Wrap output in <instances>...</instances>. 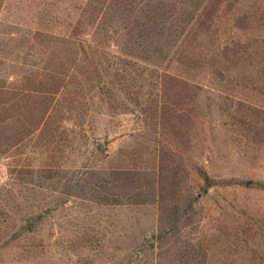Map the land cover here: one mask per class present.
Returning <instances> with one entry per match:
<instances>
[{
    "label": "rangeland",
    "instance_id": "rangeland-1",
    "mask_svg": "<svg viewBox=\"0 0 264 264\" xmlns=\"http://www.w3.org/2000/svg\"><path fill=\"white\" fill-rule=\"evenodd\" d=\"M51 1L0 0V31L35 26ZM210 7L183 102L164 105V88L144 83L131 88L139 104L110 111L95 98L80 127L65 120L73 140L55 166L3 154L0 264H264V0ZM18 41L0 32L1 70ZM37 213L35 230L17 233Z\"/></svg>",
    "mask_w": 264,
    "mask_h": 264
},
{
    "label": "trees",
    "instance_id": "trees-1",
    "mask_svg": "<svg viewBox=\"0 0 264 264\" xmlns=\"http://www.w3.org/2000/svg\"><path fill=\"white\" fill-rule=\"evenodd\" d=\"M59 1L43 6L35 26L21 21L0 31L9 40L18 35L20 48L17 55H6L11 69H0V172L8 150L18 157L13 163L25 157L22 165L29 166L30 153H42L45 165L55 166L60 141L73 140L64 121L73 119L72 126L80 127L95 98L110 111L125 110L128 101L143 99L131 88L146 83L164 88V105L181 103L185 86L200 80L194 71L206 59L199 50L217 0ZM131 58L145 65L140 68ZM94 146L96 155L104 152ZM128 179L136 181L131 172ZM43 217H26L17 233L33 232ZM184 257L191 264L193 255Z\"/></svg>",
    "mask_w": 264,
    "mask_h": 264
},
{
    "label": "water",
    "instance_id": "water-1",
    "mask_svg": "<svg viewBox=\"0 0 264 264\" xmlns=\"http://www.w3.org/2000/svg\"><path fill=\"white\" fill-rule=\"evenodd\" d=\"M201 196H202V194H201V193H199V194H198V197H201Z\"/></svg>",
    "mask_w": 264,
    "mask_h": 264
}]
</instances>
